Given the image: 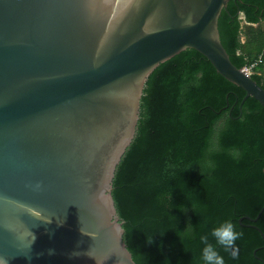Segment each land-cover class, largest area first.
I'll list each match as a JSON object with an SVG mask.
<instances>
[{
	"label": "water",
	"instance_id": "95a60500",
	"mask_svg": "<svg viewBox=\"0 0 264 264\" xmlns=\"http://www.w3.org/2000/svg\"><path fill=\"white\" fill-rule=\"evenodd\" d=\"M227 3L0 0V264H136L111 192L153 70L195 50L264 108L220 41Z\"/></svg>",
	"mask_w": 264,
	"mask_h": 264
},
{
	"label": "trees",
	"instance_id": "16d2710c",
	"mask_svg": "<svg viewBox=\"0 0 264 264\" xmlns=\"http://www.w3.org/2000/svg\"><path fill=\"white\" fill-rule=\"evenodd\" d=\"M264 23V0H228L220 41L238 69L261 55L251 78L264 89V30L240 43L241 19ZM222 78L195 50L160 64L147 78L134 138L116 167L112 198L123 241L136 264H203L201 236L230 222L240 233L235 258L264 262V108ZM241 106V108H240ZM152 243L149 244L148 242ZM258 249L255 254L254 251Z\"/></svg>",
	"mask_w": 264,
	"mask_h": 264
},
{
	"label": "clouds",
	"instance_id": "9594fccd",
	"mask_svg": "<svg viewBox=\"0 0 264 264\" xmlns=\"http://www.w3.org/2000/svg\"><path fill=\"white\" fill-rule=\"evenodd\" d=\"M240 233L236 232L230 222H224L211 230V236L215 241V246L208 242L207 236H201L200 240L204 244L201 249L200 258L203 264H225V259L219 254L216 246H222L225 252L229 249L231 257L235 258L238 254V249L234 246V242L238 239ZM151 244V242L146 241Z\"/></svg>",
	"mask_w": 264,
	"mask_h": 264
},
{
	"label": "rangeland",
	"instance_id": "374dc122",
	"mask_svg": "<svg viewBox=\"0 0 264 264\" xmlns=\"http://www.w3.org/2000/svg\"><path fill=\"white\" fill-rule=\"evenodd\" d=\"M241 19V27H240V43L243 45V47H248L252 44L253 40L256 38V36L259 34L261 30H264V23L261 24H253L250 25L246 23L242 16L240 17ZM254 73H258L259 71L253 69ZM260 73V72H259Z\"/></svg>",
	"mask_w": 264,
	"mask_h": 264
},
{
	"label": "built area",
	"instance_id": "2783aa9c",
	"mask_svg": "<svg viewBox=\"0 0 264 264\" xmlns=\"http://www.w3.org/2000/svg\"><path fill=\"white\" fill-rule=\"evenodd\" d=\"M262 63V57L261 55L258 57L256 61H254L252 64L245 66L244 68L241 69V71L245 72L248 75L254 74L253 69L258 65Z\"/></svg>",
	"mask_w": 264,
	"mask_h": 264
}]
</instances>
